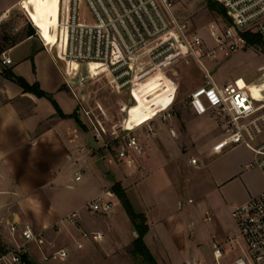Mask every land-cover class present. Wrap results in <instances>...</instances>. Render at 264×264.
<instances>
[{
  "label": "crops",
  "instance_id": "1",
  "mask_svg": "<svg viewBox=\"0 0 264 264\" xmlns=\"http://www.w3.org/2000/svg\"><path fill=\"white\" fill-rule=\"evenodd\" d=\"M23 1L15 0L0 6V27L10 22L8 14L18 9ZM18 32L16 29L11 34L16 36ZM22 32H26L25 29ZM8 40L6 35L0 38V49L12 60L9 66L2 65L0 60V233H7V222L28 221L25 218L30 217L29 197H42L36 200V210L43 212V216L54 217V220L43 225L41 232L50 229L54 232L55 237L47 231V243L66 247L70 252L69 264H79L89 258L91 264H98L97 259L146 264L141 256L132 254L138 234L124 207L118 208L122 203L117 196L108 215L84 209L89 201L112 187L103 188L95 178L93 162L96 156L99 163L101 160L105 162L107 171L104 173L109 167L111 171L119 167L103 154L89 151L83 155L87 159V172L82 181L90 177L96 183L90 196L77 200L62 214L53 213L52 197L68 178L74 182L75 169L68 156L76 155V145L87 149L86 143L90 141L88 128L83 130L71 117L78 113L77 100L65 87L61 63L45 49L39 35L30 30L10 45H7ZM6 70H11L29 85H39L40 90L51 98L25 92L4 76ZM102 70L106 71L104 67ZM88 73L92 76V70ZM68 79L72 81L69 75ZM187 116L182 117L186 131L172 129L168 124L157 130L160 139L153 143L143 170H136L134 177L138 182L133 186L125 185L126 194L132 204L130 191L133 192L140 207L136 212L147 218L149 231L144 242L157 264H217L214 244L234 239L233 244L224 245V255L219 260V264H233L245 249L243 239L235 233L231 236L230 231L222 228L216 211L197 197H203L205 193L221 200L231 215L235 207L264 192V174L254 166L255 156L246 147L227 149L230 154L237 153L228 161L221 156L222 153L215 154L218 138L222 137L221 126L217 132L211 131L202 126L205 124L203 117L194 113ZM206 117L212 118L210 115ZM173 120L174 116L169 122ZM177 134L180 141L175 139ZM193 158L198 160V165L191 164ZM189 167L193 168L194 176L185 181L181 175ZM123 169L125 172L132 170L124 166ZM165 197H174L171 209H166L168 200ZM181 197L189 198L185 202ZM189 204L194 205L192 218L182 213ZM75 211L80 213V229L62 227L59 232L53 229L60 219ZM203 211L206 226L198 228L196 214L201 215ZM80 230L101 232L104 240L99 244L85 241L81 239ZM206 236L210 254L202 247ZM77 243H82L83 249H78Z\"/></svg>",
  "mask_w": 264,
  "mask_h": 264
},
{
  "label": "built area",
  "instance_id": "2",
  "mask_svg": "<svg viewBox=\"0 0 264 264\" xmlns=\"http://www.w3.org/2000/svg\"><path fill=\"white\" fill-rule=\"evenodd\" d=\"M214 1L223 7L225 16L209 24L215 42L213 47L207 45L199 31L180 22L173 11L174 0H60L59 26L65 34L63 46H50L40 38L45 49L64 65L60 71L70 87L75 76L68 72L69 62L86 67L91 63L101 64L118 91L134 92L141 83L162 74L171 64L192 58L204 73L206 82L189 95L187 105L197 117L210 115L220 124L222 139L214 153L246 147L255 156L254 166L264 174V66L259 69L257 82L244 80L245 85L241 86L237 80L217 84L202 65L205 58L215 59L218 51L228 55L252 47L245 34L256 35L264 44V0ZM0 60L4 66L12 64L5 52ZM252 85L261 86L259 97L251 92ZM85 114L90 140L103 141L101 130ZM173 116L169 107L150 121L128 124L116 139L118 162L127 168L136 167L138 159L144 156L138 131L158 119L170 121ZM152 135L155 138L158 134L152 131ZM75 150L76 155L70 154L68 159L75 169L73 180L79 183L87 172V159L83 155L89 151L80 145H76ZM190 162L198 165L195 158ZM115 198L111 190L106 191L89 201L84 209L108 215L114 208ZM231 217L245 247L233 264H264V192L235 207ZM6 225L7 233L0 237V264H36V260L64 262L70 258L66 247L47 243L44 232L35 230L32 223L17 219ZM62 227L80 229V213L75 211L63 217L53 229L59 232ZM80 234L81 239L97 244L105 237L94 231L80 230ZM234 242L228 239L223 244H214L217 264L224 255V245ZM83 247L82 243H77L78 249Z\"/></svg>",
  "mask_w": 264,
  "mask_h": 264
},
{
  "label": "rangeland",
  "instance_id": "3",
  "mask_svg": "<svg viewBox=\"0 0 264 264\" xmlns=\"http://www.w3.org/2000/svg\"><path fill=\"white\" fill-rule=\"evenodd\" d=\"M14 1L0 0V6ZM174 3L173 11L180 22L187 23L192 29L199 31L207 45L213 47L215 42L211 37L209 24L213 21L219 22V19H222L223 15L219 13V10L224 11L223 7L214 0H174ZM209 3L211 7H209ZM59 15L60 0H24L18 9L8 14L7 19H10V22L2 24L0 27V38L4 35L9 37L7 45H10L31 30L37 33L39 37H42L47 43L50 42V45L63 46L65 34L62 26H59ZM16 29H19V32L16 36H12L11 33H14ZM24 29L26 32H22ZM202 65L213 80L220 85L233 83L235 80L239 81L241 86L245 85V81L248 83L257 82V79L260 77L259 69L264 66V44L261 42V44L252 46L247 50H240L237 53H230L228 55L218 51L215 59L205 58L202 61ZM61 67L64 68L62 63ZM102 69L103 65L96 63H91L86 67L69 62L68 72L70 75L75 76V78L71 82V87L67 84L65 87L77 100L78 116L87 125V131L89 132V123L85 113L89 115L102 132L104 140L100 142L90 140L87 142L88 151H93L94 154L95 152L101 153L106 158L108 157L113 160L115 165L119 166L112 171L109 167L108 172L104 173L99 169V159L96 156L93 162L95 178L103 188H110L119 183L122 189L126 191V184L133 186L138 182L134 177L137 175L136 170H143L150 157V149L154 145L153 143L158 142L160 139L158 135L154 138L152 131L158 133L157 130L159 128L163 129L166 127V124L172 129L186 131L185 122L182 117L193 114L187 105L189 95L195 89L204 85L206 78L200 67L190 58L188 61L180 60L166 67L162 74H157L146 82L141 83L134 92H120L116 89L115 84H113L111 76L108 73H104ZM90 70H92V76L88 73ZM69 74L67 73V75ZM250 88L254 97L260 96L261 86L252 85ZM169 107L174 113L172 123L158 119L151 123L150 127L147 126L143 130L138 131L137 134L140 135L144 147V156L138 159L136 167L130 168L132 170L129 172H125L116 156L119 146L116 139L124 133L128 124L130 126L137 125L153 118L159 112ZM203 121L205 124L202 126L207 127L208 130L217 132L220 124L215 119L205 116L203 117ZM175 139L180 141V135L178 136L177 134ZM221 139L222 137L218 138V140ZM104 144L107 146L105 147ZM189 155L187 158H189ZM236 155L237 153L230 154L228 150L223 151L221 154L222 157H225V161L234 158ZM191 169L193 168L189 167L185 170L181 178L185 181L188 179L192 180L194 175ZM94 184H96L95 180L90 177L80 183L72 182L68 178L65 184L58 190L56 196L52 197L53 213L56 215L62 214V212L71 208L77 200H85L90 196ZM240 188L239 186L238 190ZM130 194L132 196V205L135 211L138 212L140 207L132 191H130ZM39 198L42 197H29L30 217H26L25 219L32 223L35 230L42 231L43 225L51 223L54 217L43 216V212L36 210V200ZM165 198L168 200L166 209H171L174 197ZM188 198L181 197L185 202L188 201ZM197 198H202L205 205L216 211V217H218L222 228L230 231L231 236L235 233V235L241 238L236 222L232 219L227 206L221 200L218 201V199L209 197L205 193L203 197ZM122 207L121 204H118L119 209H122ZM193 208L194 205L189 204L183 209L182 213L192 218L195 214ZM205 211L201 215L196 214V217L199 218L198 228L203 225L206 226L207 218L204 216ZM47 231L55 237L51 229L46 230L45 236H47ZM0 235V237L3 236L2 232ZM207 241L208 237L206 236L202 241V247L204 251H210V254L211 250L207 243H205ZM97 263L125 264L121 259L116 260V262H110L109 259L106 261L97 259ZM36 264H69V259L64 262L50 261L47 263L36 260ZM79 264H91V259H83Z\"/></svg>",
  "mask_w": 264,
  "mask_h": 264
},
{
  "label": "trees",
  "instance_id": "4",
  "mask_svg": "<svg viewBox=\"0 0 264 264\" xmlns=\"http://www.w3.org/2000/svg\"><path fill=\"white\" fill-rule=\"evenodd\" d=\"M209 7H211V4L209 3ZM214 9V8H213ZM219 13L223 16H225V12L222 10H219ZM245 38L247 39L250 46H255L261 44L260 39L256 35L251 34H245ZM2 50L0 49V57L2 55ZM4 76L9 79L10 81L18 84L20 87L24 89L25 92L28 93H34L38 97H47L51 98L48 94L40 90L39 85H29L23 78L16 76L11 70L4 71ZM56 108L58 106L54 103ZM59 110V109H58ZM79 113H74L71 117H74L78 123V125L83 129L87 130V127L83 122L79 119L78 116ZM62 117H65L62 114ZM111 191L118 197V199L121 201L126 214L128 215L129 219L133 223L135 227V231L138 234V237L133 243V251L132 254L137 256H141L146 264H157L155 258L147 248L144 237L149 231V226L147 223V218L144 214L137 213L135 209L133 208L131 202L129 201L126 191L122 189L121 185L119 183L115 184Z\"/></svg>",
  "mask_w": 264,
  "mask_h": 264
},
{
  "label": "water",
  "instance_id": "5",
  "mask_svg": "<svg viewBox=\"0 0 264 264\" xmlns=\"http://www.w3.org/2000/svg\"><path fill=\"white\" fill-rule=\"evenodd\" d=\"M89 138H90V134H88ZM99 168L101 169V171L106 172L107 171V167L105 166V162L104 160H101L99 163Z\"/></svg>",
  "mask_w": 264,
  "mask_h": 264
},
{
  "label": "bare ground",
  "instance_id": "6",
  "mask_svg": "<svg viewBox=\"0 0 264 264\" xmlns=\"http://www.w3.org/2000/svg\"><path fill=\"white\" fill-rule=\"evenodd\" d=\"M52 42V41H51ZM48 45H50V42L48 43ZM50 46H52V45H50ZM96 64H98V63H96ZM98 65H101V64H98ZM89 66V65H88ZM103 72H105V71H103ZM152 118H150V119H148V120H146V121H144V122H141V123H139V124H137V125H140V124H142V123H145V122H147V121H150Z\"/></svg>",
  "mask_w": 264,
  "mask_h": 264
}]
</instances>
